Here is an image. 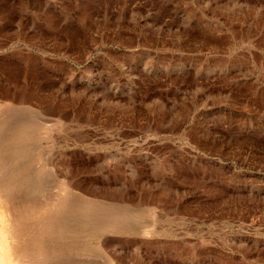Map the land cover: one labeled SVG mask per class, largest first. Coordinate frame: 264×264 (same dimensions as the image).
Returning <instances> with one entry per match:
<instances>
[{"label":"rangeland","instance_id":"374dc122","mask_svg":"<svg viewBox=\"0 0 264 264\" xmlns=\"http://www.w3.org/2000/svg\"><path fill=\"white\" fill-rule=\"evenodd\" d=\"M0 162L28 264H264V0H0Z\"/></svg>","mask_w":264,"mask_h":264},{"label":"bare ground","instance_id":"6f19581e","mask_svg":"<svg viewBox=\"0 0 264 264\" xmlns=\"http://www.w3.org/2000/svg\"><path fill=\"white\" fill-rule=\"evenodd\" d=\"M3 93H6V91L5 92L3 91ZM7 110L8 109H6V111ZM6 114L8 115V111H7ZM7 115H6V117H8ZM2 119H4V118H2ZM16 122H18V124L16 123V125L14 126V124H12L14 122H10L9 120H5V121H3V124L2 125H4V129H6L8 131L13 130L14 128L19 127L17 125H21V127H22V124L20 123L21 122V119L20 118ZM17 129H20V127L17 128ZM2 162H3V165H4V161L3 160H2ZM0 164H1V162H0ZM1 166L2 165H0V264H28L30 257L28 256V254L26 252L27 250H26L25 247L31 243L30 241H32V240L34 241V238H33L34 237V235H33L34 233L31 234V235H33V237H32L33 239H30V241L27 239L28 240L27 245H26V243L23 244V245H25V247L24 246L15 247V250H14L13 247H10V246L8 247L7 246L9 243H7L6 240H8L9 237L11 238V236H14L13 233H14V228L16 226L19 227V229L17 230L18 236L21 237V239H22V238H25V237H23L24 234L27 233V232H29L28 230H30V229L33 230V228H37L36 231H37L38 234L42 233L43 232L42 231L43 228H45V229L47 228V224L45 223V225H44V224H42L41 221H39V220L36 221V219L32 221V225L33 226L31 224H26L25 221L28 220V219H31V217H34V214H36L37 209L41 207L40 206V203L34 197H33V199L27 198L26 196L17 197L13 193V191H11V189L15 185V182L13 180L11 181V179L9 177L10 174L12 175L13 171H16V170H19V172L20 171L27 172V170H28L27 169L28 168V162L20 161L17 164V166L13 170H11L10 174L7 171H6L7 173L5 171H2ZM41 170H38L37 172H39L41 174L42 173ZM11 211L14 212V214L12 213V217L10 218ZM55 212L56 211H54L52 213V211H51L49 213V215H48L49 216L48 219H51V222L53 224L56 222L53 218L55 216H56V219L59 217V216H57L58 214H56ZM3 219H4V222H3ZM9 219L11 220V222H9ZM52 219H53V221H52ZM13 223L16 224L15 227H14ZM31 235H26V236H29L30 237ZM42 235H45V234H42ZM35 239H37V238H35ZM25 240H26V238H25ZM18 243H20V242L18 241ZM22 243H20V244H22ZM13 244H14V242H13ZM29 247H30V245H29ZM31 259L34 260V258H31ZM33 262L34 261H32V263ZM34 264H35V262H34Z\"/></svg>","mask_w":264,"mask_h":264}]
</instances>
